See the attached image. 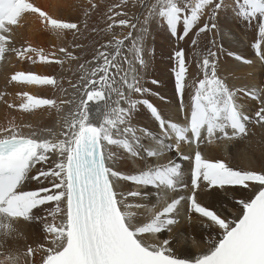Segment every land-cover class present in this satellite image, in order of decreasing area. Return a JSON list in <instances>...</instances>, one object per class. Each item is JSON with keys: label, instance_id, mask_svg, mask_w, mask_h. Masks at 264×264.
Segmentation results:
<instances>
[{"label": "snow or ice", "instance_id": "6c2138e0", "mask_svg": "<svg viewBox=\"0 0 264 264\" xmlns=\"http://www.w3.org/2000/svg\"><path fill=\"white\" fill-rule=\"evenodd\" d=\"M53 7L0 0V64L11 58L61 73L18 70L5 78L12 91H0L7 109L55 113L60 127L17 123L7 113L0 124V264H264V167H233L212 155L226 142L246 140L253 126L264 128V79L236 87L221 73L228 58L264 65V0ZM29 16L34 34L65 43L46 52L19 40ZM228 25L251 33L252 58L218 42ZM153 26L173 42L171 98L147 78ZM86 33L96 34L90 47L66 42ZM187 50L196 56L194 68ZM43 86L58 95L25 90ZM241 96L256 104L246 107ZM170 106L175 110L166 112ZM142 116L147 124L139 123ZM181 215L201 229L199 239L190 237L200 249L191 259L174 254L178 238L189 239ZM21 223L39 224L42 238L5 251L9 242L27 240Z\"/></svg>", "mask_w": 264, "mask_h": 264}, {"label": "bare ground", "instance_id": "6f19581e", "mask_svg": "<svg viewBox=\"0 0 264 264\" xmlns=\"http://www.w3.org/2000/svg\"><path fill=\"white\" fill-rule=\"evenodd\" d=\"M105 1V0H103ZM36 3L43 4L45 6L53 5V11H55V5L62 4L66 10H69L70 6H79L80 4H87V0H35ZM98 4L104 6V2L101 0H97ZM106 7V5H105ZM71 14L73 18L77 15V12L74 8L71 9ZM23 27L17 30V37L19 40L27 41H34L35 44L43 47L45 51L54 50L56 47L60 46L61 44L65 43L64 41L56 40L54 37L51 36H42L40 34H34L36 29V22L34 18L31 16L27 17L23 21ZM243 26L237 28L234 25H228L224 29V36L218 37V42H222L225 44V47L234 50L240 53H244L248 58H252V52L249 48V43L251 40V33L248 30H241ZM229 29L231 30V34H229ZM117 32H120L121 29L117 28ZM157 29L153 26V31L150 37L146 39V47L148 49V56L147 59L150 63V68L148 71L147 78L150 81L151 79L155 78L159 80L160 86L159 91L162 95H165L168 98L172 96L173 84L170 79V61L167 58V54L170 53V49L172 47L170 44L173 42L165 39V36L157 37ZM247 33V34H246ZM90 35V38L87 39V36ZM96 34L94 33H86L84 36H81L79 40L74 41L71 36L68 37L67 43H81L84 44L86 47H90L93 43ZM243 36V37H242ZM247 39L246 41L244 39ZM87 39V40H85ZM164 39L163 47L160 45L159 47L155 45L156 42L161 43V40ZM246 42L248 44H246ZM169 46L167 50L165 47ZM181 46H185L183 42H181ZM155 50V54L152 55V50ZM83 51L82 49H75V52L79 53ZM166 51V52H164ZM187 55L190 58L193 68L196 61V56L193 54L191 50H187ZM164 58V59H163ZM167 58V59H166ZM163 59V60H160ZM224 57L221 58L224 61ZM66 68L68 65L65 66ZM72 68H75L76 65L73 63L71 65ZM23 70L28 71L31 70L33 72L41 73V74H56L61 75L59 66L52 68L50 66L45 65H31L26 63H20L15 61L14 59L9 58L7 61L0 64V91H12V85H8L5 88V78L10 77L15 71ZM221 73L226 75L229 82L234 84L236 87H243V86H252L258 85L261 79H264V65H262L259 61H256L252 65H239L231 62V58H228V62L223 64L221 68ZM65 78L71 77L72 73L70 71H65L62 73ZM172 84V85H171ZM148 86L153 87L156 89V86L149 84ZM65 87H68L66 79H65ZM33 94L40 95L45 98H51L54 95H58L50 86H43L42 88H29L25 89ZM69 92L71 89L69 88ZM166 92V93H165ZM9 99L12 100L13 97L9 96ZM153 102L157 103L158 105H163L162 101L156 99L155 96L152 97ZM241 99L245 101V106L251 108L253 105L256 104L255 101L251 99H245L241 96ZM18 103V100L16 101ZM67 106H65V111ZM174 106H170L169 108H165L166 112L174 111ZM10 114L14 115L17 123H31L33 125H41L45 127H55V130L58 132L60 130L59 124L56 122L57 118L55 113L51 115L48 114L45 110H39L35 115L29 114H21L17 109H7L6 105L3 102H0V124H5L7 121L4 119L5 115ZM63 115V112L61 113ZM144 118L143 116L140 118V124H147L148 121H142L141 119ZM27 131V129H25ZM263 138L264 140V128L259 126H253L250 130L249 137L240 142H226V144L222 145L220 148H217L213 151L212 155L218 159H224L231 164L233 167H240L239 165H243L246 168H255L259 169L260 167H264V153L263 154H255L254 148L252 143L256 142V139ZM263 142V141H262ZM249 145L253 149H248L246 146ZM262 145V144H261ZM264 145V144H263ZM262 147V146H261ZM260 149V148H259ZM262 151V150H256ZM186 165L187 162H184ZM241 168V167H240ZM164 195L167 194V198L171 199L175 194L171 192H165ZM153 203H155V197H153ZM182 224L180 226V230H183L189 235V239L185 240L182 237H179L178 243L173 245L174 254L181 257V258H194L195 255L198 254L199 250L195 247L191 240V235H195L197 239H199V235L201 232L200 226L193 222L189 225L186 221H184L183 215L180 217ZM19 230L23 233L24 236L27 237V240L20 239L15 243L9 242V244L5 247V251L12 250L16 251L17 249L22 250L25 244H32L36 240H40L42 238V233L40 229V225L37 223L33 224H26L21 223L17 225ZM175 235V234H173ZM169 233L161 234V238H168ZM203 246V242H201ZM39 259V257H37Z\"/></svg>", "mask_w": 264, "mask_h": 264}, {"label": "rangeland", "instance_id": "374dc122", "mask_svg": "<svg viewBox=\"0 0 264 264\" xmlns=\"http://www.w3.org/2000/svg\"><path fill=\"white\" fill-rule=\"evenodd\" d=\"M102 2H104V6H102L103 8H104V10L106 11L107 10V7H109V6H111V5H113V4H117V3H119L120 2V0H105V1H103V0H101ZM153 2H154V0H153ZM105 5H106V7H105ZM117 10H119V9H117ZM136 11V9L135 8H131V12H135ZM131 12H130V14H131ZM117 19H119V17H117ZM94 34V33H93ZM157 37L159 38V36H165L166 38L165 39H168L167 38V36H166V34L162 31V30H160L159 29V31L157 32ZM243 37V36H242ZM90 38V35H88L87 36V39H89ZM87 39H85V40H87ZM169 40V39H168ZM245 41L247 40L246 38L244 39ZM246 44H248L247 42H246ZM155 45L156 46H162L163 47V45H164V39H162L161 40V43H158V42H156L155 43ZM170 46L172 47V43L170 44ZM168 48H170L169 46H167V47H165V50H167ZM171 50V49H170ZM164 52H166V51H164ZM167 58L169 59V53L167 54ZM166 58V59H167ZM164 59V58H163ZM163 59H160V60H163ZM172 85V84H171ZM166 93V92H165ZM142 121H145V119L144 118H142L141 119ZM263 141V142H262ZM262 144V145H261ZM264 140H263V138H259V139H256V142L255 143H252V146H253V148H254V152H255V154L257 153V154H263L264 153ZM262 146V147H261ZM248 149H253V148H251L249 145H247L246 146ZM260 148V149H259ZM256 150H262V151H257L256 152ZM242 169H248V168H246L245 166H243L242 164L241 165H239ZM239 167V168H240ZM165 196H167V194L165 195ZM172 198V197H171Z\"/></svg>", "mask_w": 264, "mask_h": 264}]
</instances>
